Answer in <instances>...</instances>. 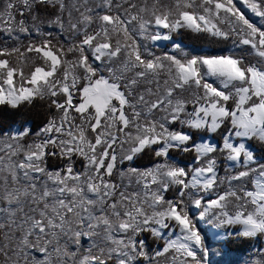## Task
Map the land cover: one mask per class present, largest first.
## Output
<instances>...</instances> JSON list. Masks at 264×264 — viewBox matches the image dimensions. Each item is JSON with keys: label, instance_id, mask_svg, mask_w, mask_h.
Wrapping results in <instances>:
<instances>
[{"label": "snow or ice", "instance_id": "6c2138e0", "mask_svg": "<svg viewBox=\"0 0 264 264\" xmlns=\"http://www.w3.org/2000/svg\"><path fill=\"white\" fill-rule=\"evenodd\" d=\"M235 250L264 264V0H0V264Z\"/></svg>", "mask_w": 264, "mask_h": 264}, {"label": "rangeland", "instance_id": "374dc122", "mask_svg": "<svg viewBox=\"0 0 264 264\" xmlns=\"http://www.w3.org/2000/svg\"><path fill=\"white\" fill-rule=\"evenodd\" d=\"M201 227H206V225H201ZM215 247H216L215 244L210 245V248H215ZM244 258L245 257L243 255H239L236 258L235 257H229V259H231L232 261H236L237 264H239V262L242 261ZM210 259L214 262H219V261H221V259H227V258H225V257L222 258L220 255L214 253L212 256H210Z\"/></svg>", "mask_w": 264, "mask_h": 264}, {"label": "trees", "instance_id": "16d2710c", "mask_svg": "<svg viewBox=\"0 0 264 264\" xmlns=\"http://www.w3.org/2000/svg\"><path fill=\"white\" fill-rule=\"evenodd\" d=\"M239 255H243L244 256V253L242 251H240V250L230 251L225 258H227V259H229V257H235L236 258Z\"/></svg>", "mask_w": 264, "mask_h": 264}]
</instances>
